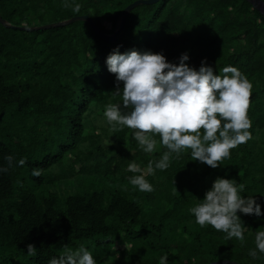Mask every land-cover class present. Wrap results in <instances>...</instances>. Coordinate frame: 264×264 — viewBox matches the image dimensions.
<instances>
[{"label": "trees", "instance_id": "trees-1", "mask_svg": "<svg viewBox=\"0 0 264 264\" xmlns=\"http://www.w3.org/2000/svg\"><path fill=\"white\" fill-rule=\"evenodd\" d=\"M134 1L75 0V12L63 0H0V16L31 27L88 15L113 34ZM117 48L163 51L175 63L188 51L187 63L198 69L206 57L217 74L238 67L253 84L252 139L218 168L191 149L173 153L168 169L147 176L155 190L140 191L128 164L146 168L166 149L155 134L156 151L144 153L133 129L107 123L106 106L123 99L106 63ZM10 154L27 162L0 173V264H48L65 246L87 247L98 264H159L165 253L169 264H264V253L248 254L264 218L238 213L248 227L242 243L190 211L218 176L243 182L242 195L264 205V14L247 0H159L134 8L115 40L85 20L33 31L0 22V165Z\"/></svg>", "mask_w": 264, "mask_h": 264}, {"label": "clouds", "instance_id": "clouds-1", "mask_svg": "<svg viewBox=\"0 0 264 264\" xmlns=\"http://www.w3.org/2000/svg\"><path fill=\"white\" fill-rule=\"evenodd\" d=\"M63 5L75 12L81 9L75 0H63ZM190 59L188 51L175 63L163 51L141 52L136 48L125 52L117 48L106 59L108 70L116 74L114 93L123 97L122 102L106 106L107 123L112 130L125 126L133 129V138L144 153L156 151L155 134H159L160 143L166 149L158 159L149 160L146 168L135 160L128 164L127 171L138 173L129 177L130 183L140 191L155 190L147 176L154 175L157 169H168L173 153L179 157L191 149L194 160L218 168L223 160L231 157L232 149L252 139V120L248 113L253 84L247 75L233 65L223 67L217 74L206 57L197 69L187 63ZM128 108L131 110L126 112ZM4 159L7 166L0 165V173L27 162L26 157L16 160L11 154ZM42 173L41 168L32 169L34 177ZM244 191L243 182L218 176L204 198H198L200 202L190 209L196 223L202 227L211 225L226 233V239L237 238L244 243L248 227L238 213L264 218V205L255 195H242ZM255 245L248 254L258 259L264 253V230L256 232ZM126 247H129L127 243ZM27 254H37L35 244L27 245ZM48 264H98V261L87 247L73 251L65 246ZM159 264H169L167 253L159 257Z\"/></svg>", "mask_w": 264, "mask_h": 264}, {"label": "water", "instance_id": "water-1", "mask_svg": "<svg viewBox=\"0 0 264 264\" xmlns=\"http://www.w3.org/2000/svg\"><path fill=\"white\" fill-rule=\"evenodd\" d=\"M157 1H159V0H136V1L132 2V3H130L123 10V12H122V14L120 16V19H119V26L115 30L114 34H112V35H107V34L103 33L100 30V28L95 24V22L93 21V19L90 16H88V15H77V16H74V17L68 19V20L61 21V22H58V23H52V24H46V25H40V26H31V27L12 25L10 23H7L6 20L3 19L1 16H0V22L1 23H4L8 27H13V28H18V29H22V30H30V31H33V30L48 29V28H52V27H56V26L67 25V24L73 23V22H75L77 20H85V21H88L90 23V25L92 26L93 30L99 36L104 37V38H107L109 40H115L116 37H117V35L121 32V29L124 26V23H125L126 18L128 17L129 13L134 8H136L137 6L142 5V4H151V3H155ZM247 1H249L253 5V7L255 9H257L262 14H264V1L263 0H247ZM227 262H231V261H228V260L215 261V262H210V263H207V264H221V263H227ZM233 264H238V263H233Z\"/></svg>", "mask_w": 264, "mask_h": 264}, {"label": "rangeland", "instance_id": "rangeland-1", "mask_svg": "<svg viewBox=\"0 0 264 264\" xmlns=\"http://www.w3.org/2000/svg\"><path fill=\"white\" fill-rule=\"evenodd\" d=\"M119 245H120V246H123V245H124V243H119Z\"/></svg>", "mask_w": 264, "mask_h": 264}]
</instances>
